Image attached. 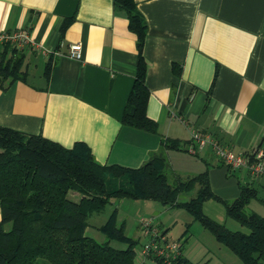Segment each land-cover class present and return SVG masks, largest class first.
<instances>
[{
	"label": "crops",
	"instance_id": "obj_1",
	"mask_svg": "<svg viewBox=\"0 0 264 264\" xmlns=\"http://www.w3.org/2000/svg\"><path fill=\"white\" fill-rule=\"evenodd\" d=\"M135 3L147 24L145 111L156 132L122 122L138 51L113 0H0V31L24 28L33 40L19 50L23 79L0 88V126L67 148L82 142L97 162L127 167L140 166L165 140H174L178 147L166 154L176 175L207 170L211 190L225 200L252 185L259 198L252 209L264 217V175L252 181L244 169L229 172L209 147L197 154L187 150L190 129L211 133L236 153L264 145V0ZM71 44L81 45V59L68 56ZM210 203L204 202V213ZM173 208L162 205L157 212ZM205 214L226 224L222 215ZM155 224L168 233L169 226ZM134 264L155 262L139 252Z\"/></svg>",
	"mask_w": 264,
	"mask_h": 264
},
{
	"label": "trees",
	"instance_id": "obj_2",
	"mask_svg": "<svg viewBox=\"0 0 264 264\" xmlns=\"http://www.w3.org/2000/svg\"><path fill=\"white\" fill-rule=\"evenodd\" d=\"M113 8L125 14L137 38L136 75L122 122L156 132V122L145 111L149 94L143 57L146 20L135 0H113ZM49 69L46 65V74ZM25 74L23 54L5 44L0 53V88ZM177 147L176 141L165 140L138 167L101 164L82 142L67 148L41 135L0 126V264H34L37 258L49 264H134L139 239L128 236L124 222H117L116 207L98 226L104 242L86 235L88 216L121 198L152 200L183 209L243 264H262L264 217L248 210L250 203L259 199L257 190L242 185L236 198L225 200L211 190L207 170L184 178L176 175L169 170L166 152ZM170 172L173 182H169ZM193 189V196L180 200L182 193ZM207 200L221 203L226 215L248 231L231 230L207 216L203 212ZM112 241L124 247H115ZM175 264L195 263L182 252Z\"/></svg>",
	"mask_w": 264,
	"mask_h": 264
},
{
	"label": "rangeland",
	"instance_id": "obj_3",
	"mask_svg": "<svg viewBox=\"0 0 264 264\" xmlns=\"http://www.w3.org/2000/svg\"><path fill=\"white\" fill-rule=\"evenodd\" d=\"M197 160V157H192ZM169 170L174 172L170 163ZM174 178L172 173L169 174V182H173ZM196 189L190 192L182 193L179 197L180 200H186L195 194ZM252 205L248 207V210L252 207H257L255 201L251 202ZM213 204L209 207L208 204L205 208V213H211L213 217H219L222 215L226 221V226L233 230H240L247 232L248 230L241 226L238 222L228 217L225 213L224 206L211 200ZM161 203L152 200H135L131 198L113 199L111 203H108L100 212H93L88 216V226L86 229V235L94 238L98 242H104L105 236L98 230V226L105 222L111 210L116 207V220L117 222H124L125 233L130 230L133 238L138 239V235L141 236L140 227L134 228V224L141 217L151 218L154 223L161 221L166 226H169L167 237L171 240L183 239V254L195 264H243V262L226 246L220 244L210 231L203 228L199 221L194 220L193 217L185 210L180 208H173L166 212L164 215L158 214L157 211L161 209ZM167 210V209H166ZM204 211V210H203ZM214 219V218H213ZM215 220V219H214ZM217 221V220H216ZM219 222V221H218ZM229 222H233L235 226H229ZM221 223V222H220ZM223 223V222H222ZM225 223V222H224ZM184 234V235H183ZM115 247H124V244L112 241ZM140 252V244L135 246V255L138 256ZM34 264H49L44 258H37ZM264 264V261L263 263Z\"/></svg>",
	"mask_w": 264,
	"mask_h": 264
},
{
	"label": "built area",
	"instance_id": "obj_4",
	"mask_svg": "<svg viewBox=\"0 0 264 264\" xmlns=\"http://www.w3.org/2000/svg\"><path fill=\"white\" fill-rule=\"evenodd\" d=\"M0 44H8L17 50H22L33 44L29 30L21 28L13 31H0ZM68 56L81 59L82 47L80 44H71ZM182 124L189 126L185 118L179 117ZM205 147H209L219 162L229 171L244 169L250 180H256L264 175V145H259L247 152L236 153L222 144L211 133L197 129L189 130L188 152L197 154ZM141 238L139 239L140 252L144 259L155 262L157 259L164 264H175L183 249V239L171 240L151 218L141 217L138 221Z\"/></svg>",
	"mask_w": 264,
	"mask_h": 264
}]
</instances>
